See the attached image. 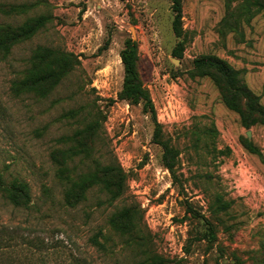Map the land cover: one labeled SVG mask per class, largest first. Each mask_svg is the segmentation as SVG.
<instances>
[{
    "label": "rangeland",
    "instance_id": "1",
    "mask_svg": "<svg viewBox=\"0 0 264 264\" xmlns=\"http://www.w3.org/2000/svg\"><path fill=\"white\" fill-rule=\"evenodd\" d=\"M180 13L177 36L171 0H0V23L44 18L0 52V173L31 190L28 206L0 192V264H264V122L246 125L222 77L193 64L224 60L264 107V0H181ZM129 38L154 118L121 95ZM31 68L63 73L13 94ZM76 128L92 136L82 147ZM70 145L64 176L98 174L75 206L51 156ZM120 175L122 193L103 187Z\"/></svg>",
    "mask_w": 264,
    "mask_h": 264
},
{
    "label": "trees",
    "instance_id": "2",
    "mask_svg": "<svg viewBox=\"0 0 264 264\" xmlns=\"http://www.w3.org/2000/svg\"><path fill=\"white\" fill-rule=\"evenodd\" d=\"M172 1V10L174 12L172 20V28L174 33L180 35V16H181V0H171ZM44 22V18L39 17L36 19L29 20L26 24L20 26H12L6 23H0V52L7 53L10 47L20 38L30 36L34 30L41 26ZM174 56L180 57V52L174 50ZM34 58H39V56H34ZM120 59L123 66V81L121 88V95L129 100L130 102L137 103L142 102L144 110H154L151 104V100L147 91L142 89L140 81L137 75V54H136V44L131 38L127 39L124 45V48L120 52ZM194 67L202 73H209L213 71L219 76L222 77L224 82V91H223V101L231 109L237 110L240 112L243 122L248 125L246 118L253 117L260 118L264 122V107L259 103L258 96L253 93L251 89L248 88L245 84L241 82L239 78V71L235 70L229 66L224 60L212 56V55H202L196 58L193 61ZM63 73V68H44L37 69L31 68L23 81L19 79H13L11 81L10 90L13 94L18 95L19 90L22 89H35L40 83L45 81H58ZM243 105L241 109L240 105ZM74 115L78 112L79 109L75 108ZM73 137L78 139L77 143L80 147L84 146L87 139H91V134H87L84 130L75 129L73 132ZM154 135L159 136L158 125L155 124ZM164 148V161L168 168L173 173V151L163 144ZM248 150L260 155V151L253 145L247 146ZM79 153L75 145H70L62 149H56L52 152L51 156L57 164L63 165L66 158H72L73 155ZM111 167L105 166L102 168L99 173L104 176H107ZM68 172L67 168L63 165L60 169L56 170V175L58 178L66 179L67 181L62 182L64 185V204L69 206H75L79 201H81L82 194L89 185L96 182L97 173H92L84 178L80 179H68L64 175ZM122 175L119 176V182H114L105 179L103 182V187L110 190V186L117 187V192L115 195H118L123 192L122 188ZM0 192L9 200L13 205H25L28 206L31 201V190L29 184L22 179L13 178L9 181L4 179L3 174L0 173ZM126 210L120 215L114 217H121L126 214ZM128 229V225L123 223L121 225V230L124 231ZM214 237V234H212ZM92 241L97 244L100 243L97 240V237L92 238ZM264 257V251H263Z\"/></svg>",
    "mask_w": 264,
    "mask_h": 264
},
{
    "label": "water",
    "instance_id": "3",
    "mask_svg": "<svg viewBox=\"0 0 264 264\" xmlns=\"http://www.w3.org/2000/svg\"><path fill=\"white\" fill-rule=\"evenodd\" d=\"M172 62H173V63H178L179 60H178L177 58H173V59H172ZM247 135L249 136V132H247Z\"/></svg>",
    "mask_w": 264,
    "mask_h": 264
}]
</instances>
